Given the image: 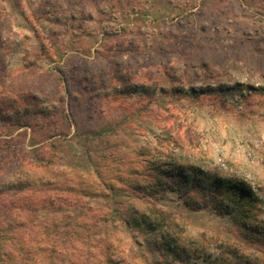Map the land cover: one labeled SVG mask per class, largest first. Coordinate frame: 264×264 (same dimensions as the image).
I'll return each instance as SVG.
<instances>
[{"label":"rangeland","instance_id":"1","mask_svg":"<svg viewBox=\"0 0 264 264\" xmlns=\"http://www.w3.org/2000/svg\"><path fill=\"white\" fill-rule=\"evenodd\" d=\"M45 2L0 0V12L14 16L11 30L25 38L24 47L15 35L0 45V90L5 75L33 60L35 24L48 34ZM49 2L60 16L76 15L56 43L58 59L82 77L93 65L97 81L70 87L82 91L74 108L82 132L61 125L65 140L55 149L57 129L44 117L53 107L71 111L64 87L50 80L27 100L0 94V188L17 190L23 177L35 186L52 180L73 216L58 211L61 200H38L22 213L17 191H2L0 264H63L53 253L32 255L35 246L60 245L47 235L54 225L76 234L62 245L64 264H264V0ZM38 64L56 69L47 57ZM41 148L45 158L62 157L50 176L39 161L29 168ZM182 173L199 184L186 186ZM225 181L252 195L242 222L221 209ZM35 186L22 192L28 204L45 193Z\"/></svg>","mask_w":264,"mask_h":264},{"label":"trees","instance_id":"2","mask_svg":"<svg viewBox=\"0 0 264 264\" xmlns=\"http://www.w3.org/2000/svg\"><path fill=\"white\" fill-rule=\"evenodd\" d=\"M45 4L48 5L49 10H47L45 12L46 16L40 17L42 19H45L46 21H48V23H50L51 25L47 27V31L48 34H44L40 25H36V36L38 37V48L36 49L35 53L33 54V52H29L27 51V53L29 54L30 57H33V60L30 61H26L25 65L22 67L21 71H18L15 74H8L5 75V81L2 85V89L0 90V94L3 96L5 94H7V92H10V95L13 94H18L19 99L21 100H27V95H29V93L32 94H36V93H43L46 89V82L50 81V80H55L56 82H58V85H60L63 89H64V94L66 96V99L69 103V106L71 108L70 112H66L64 110L63 107H53V110H50L49 112L45 113L48 118L44 117V120L46 121L45 123H47V125H54L55 128L57 129L56 133L53 136L54 139L52 141V143L50 144L51 148H57L60 146V144L64 143L63 140H65L63 138V140H61V131L58 130V127H60L61 125L64 124H69V122L72 124H74V121H78V116L76 114V112L74 111V108H76V101L80 100V99H75L78 98V96H80L81 94V90L77 88L76 89H71L70 87L72 86V84L77 83L79 84L80 88L81 86H85L86 83H95V81H97V77L94 72L93 69V65L90 66V68H86L87 70L85 71L86 76L82 77L80 76V73L78 72L77 74H72L70 72H68V70H66L62 63L60 62L62 60L58 59V51L57 50V45L56 43L60 40V37L62 35H66L70 32L71 30V26H75L76 24V15H62L60 16L58 13V10H56V8H53L50 6L49 0H45ZM31 19H36V15L33 13L31 14ZM14 22V16L12 15L11 12L9 11H1L0 12V45L4 47V45H6V40H8L9 38H11L12 35H15V37L21 39L19 40V45L18 46H25V38L21 35L16 33L14 34V32L11 30V26L13 25ZM73 36H75L74 34H72ZM27 39V37H26ZM10 40V39H9ZM10 42V41H9ZM12 43H14L12 41ZM68 53L65 54V56H67ZM29 57V58H30ZM43 57H47L49 59H53V62L56 64V69H43L38 63L39 60H42ZM67 59V58H66ZM65 59V60H66ZM76 59L78 61H81L83 63H86L87 65L90 64H95L96 62L94 60H90V58H79L76 57ZM75 62V61H74ZM79 64V63H78ZM77 63H73V68H77L78 66ZM85 67V66H84ZM84 71V69H83ZM106 74H108V72H105ZM26 77V78H25ZM34 79L37 78L38 82H36V84L34 85L33 83L30 84V79ZM109 78V77H108ZM28 79V80H27ZM2 82V80L0 79V83ZM99 83V82H97ZM1 85V84H0ZM87 87V85L85 86ZM65 98V97H64ZM75 99V101L73 100ZM43 103V102H42ZM90 117V116H89ZM79 122V121H78ZM73 126H75L77 135L80 134L82 131L79 129V124H74ZM101 134V133H99ZM60 137V138H59ZM63 145V144H62ZM37 157L35 159L31 160L30 163V167L29 168H33V164L37 166L38 161H39V165L38 167L41 168V172L44 173L45 175H51V171L53 173V170L56 168V166L59 165L62 157L58 156V154L55 152L54 155H51L50 157L45 158L44 155L42 154L43 152V148L41 149H37ZM178 170V169H177ZM175 170V172L177 171ZM186 171H189L191 174L196 173V174H201L199 170H194L192 168L187 169ZM27 173V172H26ZM178 172H176L174 175H176ZM173 175V176H174ZM175 177V176H174ZM180 178L184 180V183L186 184V186L190 187L192 185H197L199 184L197 182V180H195L194 178L190 177L189 175L186 174H180ZM32 180V178H30ZM27 177H23L21 179H19L18 183H19V187L16 190L13 187H10V185L4 184L2 185V188H0V196L2 194V191H5L4 194L6 193V190H16L17 191V196L14 204L16 207L18 208H23L27 206L29 207V205H35L36 201H43L44 203H51V205L53 204H57V201H62L65 200V198H63L61 196V191L65 188H63L61 186V184H55L54 182H50V180L46 183H44L42 186H35L34 184H32V181L29 180ZM217 180V179H216ZM213 181V182H216ZM204 181V180H203ZM35 186V188H37V190L42 189L43 191H45V193L42 195L43 197H36V198H31L32 201L28 204V202L24 198V193L23 190H25L28 186ZM202 190H205L206 192L209 191H213L217 194H220L219 192L221 191V188L218 185L214 184H210L207 182H202L200 184ZM222 188L226 189L228 198L224 199V202L226 201V205H222L221 209L223 211H227L229 212V214L231 213L232 215L235 216L236 221L242 222L243 218H246V214L247 211L246 209L242 208V206L244 207L246 204L250 203L252 198V195H249L248 193H246L244 190L240 189L239 187H237L234 182H230V181H225L222 182ZM77 189L79 188H74L73 191L77 192ZM225 191V190H224ZM85 192V191H82ZM31 193V192H30ZM3 194V195H4ZM216 194V195H217ZM83 196H85V194H83ZM67 199V198H66ZM16 202H19L18 204ZM1 203L4 205L5 203H7L6 201H1ZM35 203V204H33ZM70 203V202H68ZM67 205H72V204H68ZM26 204V205H24ZM73 206H65L64 201L61 202L60 206H58V211L63 213H66V217L69 218L71 216H73V214H71V209ZM71 208V209H70ZM67 211V212H66ZM1 212V211H0ZM26 210L22 211V213H25ZM264 212V211H263ZM1 215V213H0ZM24 217V216H23ZM24 221L26 224H28V221L25 220ZM25 223H23V225H21V228L25 227ZM68 225V223H67ZM80 226V225H79ZM53 231L55 230V234L54 232H49L47 235H53L55 237H58L59 241H60V245H55L52 244L49 246V244H46L42 247L35 246V249L32 253L35 254V256L41 252L44 251L48 254H55L57 255V257H60L63 264L64 262L69 258V252L65 251V247L62 246L64 245V243H69L71 241H73L75 239V233H66L65 230H61L59 226H53ZM27 228V227H26ZM254 230L259 231V227L254 228ZM43 234H45V232H43ZM46 235V236H47ZM50 235V236H51ZM23 236H25V240L27 239H31L33 237V230L31 228L28 229V232H26ZM251 240L250 244L255 245V247L257 248V245L259 244V241H261L259 238L257 237H253L248 238ZM67 245V244H66ZM254 247V248H255ZM28 251V250H27ZM258 251V248L257 250ZM29 254V251L27 252ZM72 253V251H71ZM61 254H63L64 256H61ZM31 255V253H30ZM34 259L37 258H43V255L40 256H36L33 257ZM50 258V256H49Z\"/></svg>","mask_w":264,"mask_h":264}]
</instances>
